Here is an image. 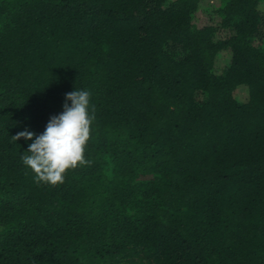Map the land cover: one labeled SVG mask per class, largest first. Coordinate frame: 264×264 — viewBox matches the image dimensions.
<instances>
[{
    "label": "trees",
    "instance_id": "obj_1",
    "mask_svg": "<svg viewBox=\"0 0 264 264\" xmlns=\"http://www.w3.org/2000/svg\"><path fill=\"white\" fill-rule=\"evenodd\" d=\"M263 6L0 0V264H264ZM76 88L91 163L37 183Z\"/></svg>",
    "mask_w": 264,
    "mask_h": 264
},
{
    "label": "clouds",
    "instance_id": "obj_2",
    "mask_svg": "<svg viewBox=\"0 0 264 264\" xmlns=\"http://www.w3.org/2000/svg\"><path fill=\"white\" fill-rule=\"evenodd\" d=\"M90 97L89 91L76 88L65 94L64 111L50 118L42 134L25 129L12 136L13 141L21 137L33 141L26 150L30 154L21 159L34 171L37 183L62 184L69 169L91 163L85 159V146L96 119L94 105L90 114Z\"/></svg>",
    "mask_w": 264,
    "mask_h": 264
},
{
    "label": "rangeland",
    "instance_id": "obj_3",
    "mask_svg": "<svg viewBox=\"0 0 264 264\" xmlns=\"http://www.w3.org/2000/svg\"><path fill=\"white\" fill-rule=\"evenodd\" d=\"M264 7V6H263ZM204 17H203V15H201V17H199V22L203 19ZM220 61L221 62H224L225 61V58H223V57H220ZM242 95H243V90H240V91H238V94H237V96L239 97V98H242Z\"/></svg>",
    "mask_w": 264,
    "mask_h": 264
}]
</instances>
